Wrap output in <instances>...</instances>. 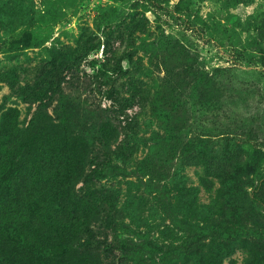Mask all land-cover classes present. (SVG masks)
<instances>
[{
	"label": "rangeland",
	"instance_id": "1",
	"mask_svg": "<svg viewBox=\"0 0 264 264\" xmlns=\"http://www.w3.org/2000/svg\"><path fill=\"white\" fill-rule=\"evenodd\" d=\"M83 35L49 98L12 89ZM8 118L47 141L0 206L3 263L264 264V0H0Z\"/></svg>",
	"mask_w": 264,
	"mask_h": 264
},
{
	"label": "trees",
	"instance_id": "2",
	"mask_svg": "<svg viewBox=\"0 0 264 264\" xmlns=\"http://www.w3.org/2000/svg\"><path fill=\"white\" fill-rule=\"evenodd\" d=\"M99 46L98 43L93 42L90 38H85L84 35L80 38L78 45L66 46L58 55H56L47 65H40L38 67V73L36 74L35 81L32 83L27 82L23 86H17L15 81H11L10 85L12 89L19 91L24 96L30 97L34 96L38 100H45L51 96V93H54L58 90V87L61 85V82L64 80V70H70L77 67V63L81 58V54L84 52H89L91 49ZM119 69V70H118ZM122 68H113L112 72H120ZM56 77V80H48V77ZM109 97L114 95V90H108ZM135 97L130 98L131 101H134ZM11 114V111L9 112ZM28 127L22 128L18 125L16 120L8 118L0 124V206L5 205L8 211H10L9 205L22 206V202L18 198H14L12 195V189L17 186L16 180H21L22 176L19 174L22 172L21 166H25L30 171H36L42 163L38 161L37 155V145H45L47 135H44V130H41V133H37L35 138L27 135ZM46 140V141H45ZM45 141V142H44ZM52 148V147H51ZM117 152V151H116ZM39 162V163H38ZM97 161L92 160V164H95L89 172H86L83 182L86 184V189L90 195H96L98 192L96 187H94L90 180L96 174L99 169L96 165ZM19 174V176H16ZM18 177V178H17ZM30 187V186H29ZM32 188V186H31ZM260 184H256L252 188V198L255 201L261 202L258 189ZM99 190V189H98ZM100 192L103 193L102 190ZM99 193V192H98ZM100 195V194H99ZM100 197V196H99ZM105 199H109L110 195L103 194L102 196ZM1 215V214H0ZM9 215L6 210L3 212V215L0 216V246L5 242V221L4 216ZM89 234L93 235V231L90 228ZM54 245L57 244V238L54 239ZM53 240V241H54ZM62 241V240H59ZM66 244L67 242L64 241ZM62 255L64 256L67 248L65 244H60ZM111 243L104 241L103 251L106 256H110L112 253ZM9 263V262H8ZM0 264H5L0 260Z\"/></svg>",
	"mask_w": 264,
	"mask_h": 264
}]
</instances>
